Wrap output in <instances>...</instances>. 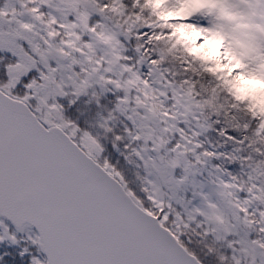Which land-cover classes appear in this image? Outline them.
<instances>
[{
  "label": "snow or ice",
  "instance_id": "obj_1",
  "mask_svg": "<svg viewBox=\"0 0 264 264\" xmlns=\"http://www.w3.org/2000/svg\"><path fill=\"white\" fill-rule=\"evenodd\" d=\"M28 2L33 5L34 21L45 26L46 35L37 30V23L29 21H18L11 30L0 26V264H202L191 248L192 237L185 229L195 226L202 239L213 235V222L223 220L220 204L203 191L196 195L204 206L193 208L185 203V196L177 193L164 199L158 193L172 185L184 184L188 176L179 173L189 172L192 164L207 165V157L223 156L241 168L251 158L213 153L210 147H205L201 137L211 131L239 145L245 144L246 137L237 135L234 127H221L215 117L207 119L195 91L193 106L185 102L184 90L168 78L163 66L157 69L164 53L153 42L162 43L175 26H189L204 34L198 43L210 38L211 44L207 52H192L183 62L184 70L187 73L193 58L208 61L207 68L229 55L226 45H222L226 39L222 22L229 21L232 15L229 6L239 2L264 3V0H200L188 10L186 0ZM119 5L125 6V15L127 8L134 6L138 19L151 15L159 23L149 21L139 29L105 25L109 19L106 11H117ZM141 6H146L143 17ZM45 8L51 11L45 13ZM0 14L8 15L2 9ZM45 15L49 17L47 20ZM94 16L100 17L95 23ZM98 25H105L111 31L99 32ZM60 33L75 39L60 42L67 47H57L53 41ZM132 40L141 42L135 49V57L129 54L125 43ZM68 47L84 59L71 56ZM85 49L95 55L86 54ZM66 56H71L70 62L60 63V58ZM116 64L121 68V79L115 78L114 67L106 66ZM61 69L66 71L64 78L57 77ZM209 72L218 75L216 68H210ZM81 73L85 75L81 77ZM187 79L186 75L185 83ZM109 84L124 93L118 97L120 111H124L122 105L130 104L133 99L137 105H144L145 89L157 86L155 90L165 109L159 114L165 125L162 132L171 131L179 137L165 161L161 149L165 137L144 136L151 151L159 152V157L150 159L161 166L163 175L153 170L154 175L148 177L151 184H145L142 195L128 184L117 165L107 159L103 143L84 121L67 115L69 109L76 111L89 88L100 85L112 92L107 88ZM227 94L234 103L246 107L247 101L237 100L231 92ZM69 95L73 98L67 99ZM61 99L67 100L70 108ZM169 102L175 106V115L169 110ZM144 112L154 113V109L145 106ZM110 119L104 118L106 122ZM252 120L257 134L264 135V120L259 116H253ZM243 127L247 131L250 126ZM126 131L131 133L132 129ZM140 136L138 132L134 138ZM111 149L121 155L118 145H111ZM188 154L191 158L182 161ZM213 167L221 170L218 164ZM224 171L229 179L221 176L219 184L236 189L228 193L232 197L228 203L244 213L242 223L248 229L246 241H228L233 259H237V246L245 243L264 255V239L255 235L264 234V224L257 227V222L250 219L257 213L264 217V211L247 208L255 194L248 189L242 200L239 193L245 192L243 185L233 183L238 177L230 167ZM232 234V226L225 227L223 238ZM261 255L254 257L255 264H260Z\"/></svg>",
  "mask_w": 264,
  "mask_h": 264
},
{
  "label": "trees",
  "instance_id": "obj_2",
  "mask_svg": "<svg viewBox=\"0 0 264 264\" xmlns=\"http://www.w3.org/2000/svg\"><path fill=\"white\" fill-rule=\"evenodd\" d=\"M2 2L3 0H0V9L5 12V8H3L1 4ZM157 2L159 3L161 0H157ZM32 7L33 5L29 3L28 0H23V2L22 0H13L7 12L9 16H14V14L19 15L26 12V18L29 19L33 18V13L31 11ZM145 7L146 6H141L142 17L144 16ZM118 8L119 10L117 11H113L112 9L106 11L105 15L109 19L105 21V25H115L118 23L122 24V28L135 26L139 29L149 21L159 23L158 20H153L151 15H148L144 19H138L135 14L134 6L127 8V15L124 14V5H119ZM49 11L51 10L47 8L44 9L45 13H48ZM48 18L49 17L47 15L44 16L45 20ZM97 20H99V18H93L94 23ZM105 25H98V31L103 33L110 32L111 29L109 27H105ZM39 31L45 33L46 35L45 26L40 25ZM177 36L178 31L174 27L171 35L162 43L153 42L156 44V48L164 53L161 61L156 65L157 69L159 70L163 66L168 78L175 85L184 90L186 94L184 97L185 99H190L192 101L194 99L192 93L195 91L200 96L201 110L205 112L207 119L212 120L215 117L221 122V127H234L237 129V135L246 137L245 144L239 145L233 141H225L223 136L217 135L215 131H211L201 137L205 147H210L213 153H230L237 156L246 155L251 158L248 161H245V167L241 168L238 163L230 164L229 160L225 159L223 156L219 159L215 156L207 157V165L201 166L202 169L200 170V173L203 174L199 178L200 181H196L191 184V191L185 192V203L189 207L195 202V200L197 201V196L193 193V191L198 193L200 191L201 183L207 185V188L213 190L217 196L219 193L223 192L224 194H227L229 200H231L232 197L228 195V193L236 191V189L225 188L219 184V178L221 176H223L224 180L229 179V176L224 169L230 167L233 174L238 177V179L233 183L243 185L244 187L245 192L239 193V195H241V199L243 200L245 198V193H247L248 189H251L252 193L255 194L254 197L251 198L250 202L246 204V207L250 210L260 209L261 211H264V135L257 134L256 125L252 120L253 116H259L261 120H264V90H261L260 93L256 94H254L255 92L252 93V91L249 95L247 93L238 95L226 87L221 76L210 75L209 69L212 67H210V65L207 68L205 67L208 62L199 61L195 58L189 61L188 71L186 73L183 67V62L189 59L190 54L184 52L182 47H180L181 43L179 41V37ZM37 39H40V37H37ZM74 39L75 37L60 33L57 35L53 43L57 47H67L66 45H62L60 42ZM77 43L83 46L82 42ZM125 43L127 44L129 54L135 57L137 55L135 49L141 42L138 40H132L131 42L125 41ZM88 51L90 50L85 49L86 54ZM67 52L73 55V52L75 51L68 47ZM64 58L65 61H68L71 56H66ZM133 64L136 65L135 60L133 61ZM86 66H88L87 63ZM136 66L138 67V65ZM115 69V78L121 79V68L119 64L116 65ZM60 73L61 70L57 73L58 78H62V74ZM84 75V73H81V77ZM186 75L188 78L187 83H185ZM193 77H196L194 83ZM124 78H127V74H125ZM156 87L157 86L152 85L145 89L144 105H137L135 99H133L130 104L122 105L124 111H121L123 112L121 114L117 108L119 103L118 97L124 95V93L121 90L112 87L111 84L107 85V88H111L112 92H115V96L112 95V92L106 91V89H99L93 86L89 88L88 94L80 99V103L76 108V111L73 112L72 109H69L67 112V115L71 118L83 120L88 130L103 143L106 149L104 155L108 160L112 161V163L116 164L117 167L124 173L128 184L136 189L138 195L143 194L141 189L145 187V183L150 182L148 177L151 175V172L147 171V163L141 159L143 155L141 152L144 151V149L151 151V147L150 145H146L143 140L134 138L139 132L138 125L134 122V119H136V116L140 114L142 108L147 106L154 109V113H149V115L155 118L156 125L161 131L160 134H164L163 136L165 137V140L169 138L168 141H171V143H167L166 141L164 144L165 150H163V153L165 161L170 155L169 149L172 148V146L179 140L178 135H174L171 131L168 133L162 132V128L165 127V125L161 122L159 114L165 111L163 107L164 101L155 90ZM228 92H231L237 100L247 101L246 107L234 103L232 97L227 94ZM252 96L256 99L251 100ZM72 98L73 97L69 95L67 99ZM61 102L65 103L66 108H70V106L67 105V100L61 99ZM233 108H236L237 111L233 112ZM169 110H172L175 115V106L171 105V102H169ZM105 117H111L110 121L106 122L104 120ZM105 123L110 124V127H108V133H106L104 126ZM244 124L250 126L247 131H245L243 127ZM213 126L215 127L216 125L214 124ZM127 128L132 129L131 133L126 131ZM117 133H119V137H117ZM113 144L118 145L119 152L121 153L120 156L116 155L112 151L111 145ZM125 145H127V147H125ZM236 149L242 150L237 152ZM125 157L127 158L125 159ZM186 157H191V154H188ZM215 164L220 166V171H217L213 167ZM209 173H212V175H209ZM158 194L161 198H168L165 194L163 195L162 192ZM198 199H201L199 195ZM145 203H147V201H145ZM233 211L234 215L239 218H243V212H240L237 208ZM232 217L234 218L233 215H229V217L227 215L226 217L230 224L232 223ZM250 219L257 222V227L264 224V217L259 215V213L251 216ZM185 231L192 237L191 248L199 256L202 264H210L207 257H210L211 259L213 258L214 261H218L219 258L224 257L223 260L225 261L220 264L248 263L247 260L240 259V254L244 255L243 250L245 249L246 243L237 246L235 253L237 259H233L234 254L229 247L228 241L247 240V237L246 239L239 237L237 235L238 233H235L237 232L236 230L233 231V234L227 238H223L218 231L214 230L213 235H206L203 239L197 233L195 226L187 228ZM255 235L264 239V234L257 232ZM211 264L218 263L211 262Z\"/></svg>",
  "mask_w": 264,
  "mask_h": 264
},
{
  "label": "rangeland",
  "instance_id": "obj_3",
  "mask_svg": "<svg viewBox=\"0 0 264 264\" xmlns=\"http://www.w3.org/2000/svg\"><path fill=\"white\" fill-rule=\"evenodd\" d=\"M13 0H3L1 3L3 8H5V12L10 8L11 3ZM200 0H186L187 9L194 8ZM231 9V19L224 23L225 28V35L226 39L222 41V45H226V47L229 50V55H226L222 60H218V62L211 64L210 67L216 68L217 73L219 76H221L225 82L226 87H228L230 90L235 92L238 95L242 94H248L250 92L256 94L260 93L261 90H264V3H258V2H239L234 3L229 6ZM26 12L10 16L9 15H2L0 14V26H3L4 28H8L9 30L14 29L17 27L18 21H29L33 23H37V30L39 31L40 24L36 21H34L33 18H26ZM93 18H99L98 16H94ZM115 24V22H114ZM122 27V24H115ZM175 29L178 31L179 41L181 43L180 47H182L183 51L190 54L192 52H207L208 46L211 44V39H204L203 44L198 43L200 37L204 35L203 33L197 32L194 29L190 28L189 26L185 25H178L175 26ZM97 51H101V48L98 47ZM88 55H95L91 51L87 52ZM71 56H78L80 59H84V56L80 55L77 52H73V55ZM111 58V57H109ZM197 59V58H195ZM199 60V59H197ZM201 61V60H199ZM70 60H66L65 58H60V63L67 64ZM208 62V61H203ZM117 65V64H116ZM116 65H108L109 67L116 68ZM236 69H240V71H236ZM116 70V69H115ZM62 78L66 77V71L64 69H61ZM114 87V85H111ZM94 87L99 89H106L105 87H101L100 85H94ZM185 99V98H184ZM252 96L251 100H254ZM185 102L188 103V105L191 107L192 101L190 99H185ZM183 110V109H182ZM119 113H123L119 110ZM144 113V114H143ZM134 122L138 125L139 132L141 134L140 140H143L146 145L149 146L148 143H146L144 136L145 135H152L155 134L157 136L164 135L160 134V129H158V126L156 125L155 118L153 116H150L149 113L146 114L144 112V108H142L140 114L136 116V119H134ZM151 125V127H147V125ZM136 128V126H135ZM106 133L109 132V128L105 127ZM162 150H165L164 145L161 146ZM143 155V159L145 163H147L148 169L147 171L151 172V175H154V171L158 172L163 175L161 172V166L159 164H156L155 162L151 161V156L159 157V152H152L147 151V149H144V151L141 152ZM191 157L187 158L186 156L182 157V161H186L190 159ZM164 163V162H162ZM183 166V164H182ZM202 165L199 164H192L190 166L189 172L185 173L181 171L179 175L184 176L187 175L188 179L187 181L180 185H172L171 187H167L162 193L165 194L166 197H169L171 194L172 196H175L177 193L180 196H185L186 191H191V184H193L196 181H200L201 175L200 170L202 169ZM151 184V182H147ZM146 184V183H145ZM152 188H156L155 184L151 185ZM208 186L201 183L200 185V191L207 192L211 199L215 200L217 203L220 204L222 211L223 220L220 222H213L212 227L215 231H218V233L224 237V229L225 227L229 226L230 222L227 220V215H233L232 217V223L230 224L232 226V231H237L235 233H238L237 235L239 237H242V239H246V232L248 231L247 228L244 227L242 223V218H239L238 216L233 214V210L235 207H232L228 201L229 197L227 194H225L223 197L220 195H216L213 190L207 188ZM193 193L196 195L197 192ZM197 201L189 208H193L196 205H199L201 207L204 206L203 201L201 199H198ZM262 202V201H261ZM253 203V202H252ZM244 255L240 254V259L247 260V264H255L254 257L256 255H261L259 253H256L253 246L245 244V249L243 250ZM208 261L213 263H223L225 260L219 258L218 261H214L213 258L207 257ZM260 264H264V255H261V262Z\"/></svg>",
  "mask_w": 264,
  "mask_h": 264
}]
</instances>
